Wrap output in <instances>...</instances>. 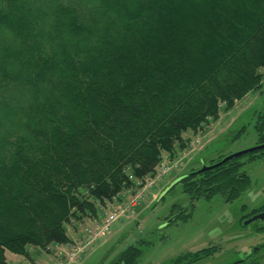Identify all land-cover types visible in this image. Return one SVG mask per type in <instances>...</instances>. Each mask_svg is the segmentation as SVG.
Here are the masks:
<instances>
[{
    "label": "trees",
    "instance_id": "trees-1",
    "mask_svg": "<svg viewBox=\"0 0 264 264\" xmlns=\"http://www.w3.org/2000/svg\"><path fill=\"white\" fill-rule=\"evenodd\" d=\"M126 1L0 0V264L66 243L71 219L97 216L262 84L264 0ZM210 145L205 165L227 156L208 159ZM263 153L190 168L168 192L234 200ZM139 241L109 264H136Z\"/></svg>",
    "mask_w": 264,
    "mask_h": 264
},
{
    "label": "rangeland",
    "instance_id": "rangeland-1",
    "mask_svg": "<svg viewBox=\"0 0 264 264\" xmlns=\"http://www.w3.org/2000/svg\"><path fill=\"white\" fill-rule=\"evenodd\" d=\"M119 1L129 5L126 0ZM133 6L129 5L128 7L132 8ZM259 71L263 74L261 86L248 92L245 98L235 102L233 108L222 111L218 120H214L204 127V131L208 130L207 135L210 134L209 136L213 137V140L209 141L212 145L206 151L209 155L208 159L215 158L217 154L227 155L238 152V150L248 149L257 142L254 112L264 108V68ZM237 130L239 133L236 139H231L229 131L237 132ZM184 136L189 138L188 133ZM192 142H194L193 152L201 149L200 141L193 139ZM198 161V156L194 155L191 164L182 171V174L190 168H198L200 166ZM242 169L250 177V188L240 197L229 202L223 201L219 195L207 200L198 198L192 201L188 195L179 190L178 185L170 192H165L167 188H164L159 200L154 201L151 195L158 192L156 188H152L147 196L149 199L147 203L150 204L143 208L146 198H142L141 205L135 210L136 216L114 222L110 227L111 232L104 242L101 243L102 240H99L81 264H109L124 247L137 244L140 242L139 240L143 239L145 242L140 246L143 253L136 264H167L177 255L198 250L211 241L215 242L220 239L228 241L227 236L220 237L224 234V230L217 233L213 226L221 220L228 223L230 219L239 217L240 213L245 212L242 206L251 210L264 203V155L260 157V160L244 164ZM175 210L181 211V214L178 211L175 213L174 221L171 222L170 218V221H166L165 216ZM88 218L92 221L97 219V217H85L83 221L88 222ZM70 226L74 228L72 233L77 232L78 228L73 224ZM248 228L251 230V227ZM236 231L234 237L240 240V228L236 227ZM236 245L241 246L238 243ZM224 260L222 257H216L215 260L207 264H221L220 262Z\"/></svg>",
    "mask_w": 264,
    "mask_h": 264
},
{
    "label": "flooded vegetation",
    "instance_id": "flooded-vegetation-1",
    "mask_svg": "<svg viewBox=\"0 0 264 264\" xmlns=\"http://www.w3.org/2000/svg\"><path fill=\"white\" fill-rule=\"evenodd\" d=\"M259 144H263V142ZM263 149L259 150L264 152ZM245 207L242 206L245 212L240 213L239 217L230 219L228 223L221 220L213 226L217 233L224 230V234L220 237L227 236L228 241L224 239L211 241L206 246L198 248V250L177 255V257L185 258L183 261L176 263L177 257H174L167 264H207L215 260L216 257L225 259L220 262L221 264H264V203L253 207L251 210H247ZM178 211L175 210V212H170L168 216H165L166 221L169 218L171 222L174 221L176 218L175 213H178ZM179 214H181V211H179ZM236 227L240 228V240L234 237L237 233ZM248 227H251V230ZM237 243L241 246H237ZM186 259L191 260L186 261Z\"/></svg>",
    "mask_w": 264,
    "mask_h": 264
},
{
    "label": "built area",
    "instance_id": "built-area-1",
    "mask_svg": "<svg viewBox=\"0 0 264 264\" xmlns=\"http://www.w3.org/2000/svg\"><path fill=\"white\" fill-rule=\"evenodd\" d=\"M198 138H195V141ZM194 142L188 151H192ZM161 166L158 168L153 179L148 181L143 185L140 191L131 193L127 202L123 204H117L110 206L109 209L104 213L101 222L95 226H84L80 232V238L74 243L68 244L67 246H62L58 248L59 260L57 264H78L79 257L82 253L93 245L94 242L104 237L109 231L110 224L121 216H131L133 214V206L136 205L137 201L141 198L143 191L152 184L153 181L159 180L163 175L169 173L170 170L176 168L180 165V159L172 161V164L167 162H161Z\"/></svg>",
    "mask_w": 264,
    "mask_h": 264
},
{
    "label": "crops",
    "instance_id": "crops-1",
    "mask_svg": "<svg viewBox=\"0 0 264 264\" xmlns=\"http://www.w3.org/2000/svg\"><path fill=\"white\" fill-rule=\"evenodd\" d=\"M208 133V131H207ZM186 133H183V137ZM189 134V133H188ZM210 134H206V138L209 141L213 138L212 136H209ZM213 140V139H212ZM147 203H145L144 207H146ZM73 227L70 225L67 227V233L69 237L73 235ZM5 258L7 259L9 264H52L55 263V256L50 251H44L38 247H28L27 249V255H18L15 253H10L8 251H5Z\"/></svg>",
    "mask_w": 264,
    "mask_h": 264
},
{
    "label": "water",
    "instance_id": "water-1",
    "mask_svg": "<svg viewBox=\"0 0 264 264\" xmlns=\"http://www.w3.org/2000/svg\"><path fill=\"white\" fill-rule=\"evenodd\" d=\"M263 148H264V143L263 144L254 145V146L248 147V149L238 150V152H233V153L227 154V156H225L224 158H222L221 160H219L218 162H216V164L225 162V161H227V159L236 158V157H238L240 155L247 154L249 152L258 151L259 149H263ZM216 164L205 165V164L202 163L201 164V168L197 169V172L204 171V170H206V168L216 166ZM184 176L179 177V178L173 180V182L169 184L170 186L167 187V189L165 190V192L168 191L171 187H173V185L175 183H177L178 181H180Z\"/></svg>",
    "mask_w": 264,
    "mask_h": 264
}]
</instances>
